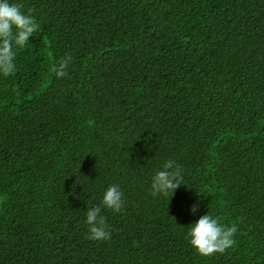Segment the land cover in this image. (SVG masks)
I'll return each mask as SVG.
<instances>
[{
	"label": "trees",
	"instance_id": "trees-1",
	"mask_svg": "<svg viewBox=\"0 0 264 264\" xmlns=\"http://www.w3.org/2000/svg\"><path fill=\"white\" fill-rule=\"evenodd\" d=\"M10 2L40 30L0 75V264H264V0ZM169 159L183 184L154 197ZM207 213L238 231L202 256Z\"/></svg>",
	"mask_w": 264,
	"mask_h": 264
},
{
	"label": "clouds",
	"instance_id": "clouds-1",
	"mask_svg": "<svg viewBox=\"0 0 264 264\" xmlns=\"http://www.w3.org/2000/svg\"><path fill=\"white\" fill-rule=\"evenodd\" d=\"M23 5L12 3L10 0H0V75L8 77L14 75L16 48H24L29 38L40 30V24L32 14L22 11ZM71 55L61 58L57 64L51 66L50 71L57 78L68 76L67 68L71 63ZM182 166L169 159L162 165L161 170L152 178L150 194L152 196H171L183 183ZM102 208L114 212H121L124 208V193L119 185H110L102 198L101 205L93 206L86 212V223L89 226L90 240L107 241L111 239V231ZM198 204L191 207L197 211ZM237 225H226L210 214H204L192 224L188 231L189 242L202 256H211L217 252L223 253L235 244Z\"/></svg>",
	"mask_w": 264,
	"mask_h": 264
}]
</instances>
